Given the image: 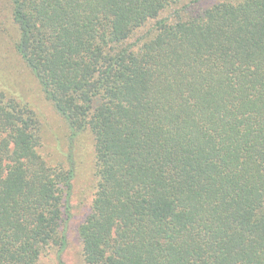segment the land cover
<instances>
[{
    "label": "trees",
    "instance_id": "1",
    "mask_svg": "<svg viewBox=\"0 0 264 264\" xmlns=\"http://www.w3.org/2000/svg\"><path fill=\"white\" fill-rule=\"evenodd\" d=\"M203 2L8 0L69 153L41 155L0 42V264H63L80 135L96 182L79 264H264V0Z\"/></svg>",
    "mask_w": 264,
    "mask_h": 264
},
{
    "label": "rangeland",
    "instance_id": "2",
    "mask_svg": "<svg viewBox=\"0 0 264 264\" xmlns=\"http://www.w3.org/2000/svg\"><path fill=\"white\" fill-rule=\"evenodd\" d=\"M211 1L213 0H205L203 4H209ZM9 13L8 0H0V42L4 46L1 50L6 53L3 57L8 75V81L3 86L9 89V93L26 102L38 115L43 132L41 155L50 164L62 163L66 166L69 151L65 124L42 97L29 73L16 61V55L12 51L16 29L9 19ZM71 147L74 153L71 165L75 175L67 203L64 205L67 211H62L61 230L66 238L65 248L60 254L63 264H79L80 246L76 231L89 213L96 182L91 137L80 135ZM56 259L55 249H52L41 258L40 264H56Z\"/></svg>",
    "mask_w": 264,
    "mask_h": 264
}]
</instances>
